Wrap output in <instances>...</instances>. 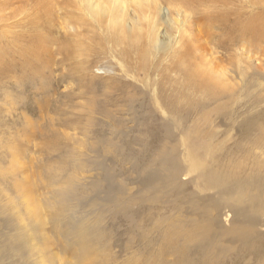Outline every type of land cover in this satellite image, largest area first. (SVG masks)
Returning a JSON list of instances; mask_svg holds the SVG:
<instances>
[{
    "label": "rangeland",
    "instance_id": "obj_1",
    "mask_svg": "<svg viewBox=\"0 0 264 264\" xmlns=\"http://www.w3.org/2000/svg\"><path fill=\"white\" fill-rule=\"evenodd\" d=\"M263 29L264 0H0V264H264Z\"/></svg>",
    "mask_w": 264,
    "mask_h": 264
},
{
    "label": "bare ground",
    "instance_id": "obj_2",
    "mask_svg": "<svg viewBox=\"0 0 264 264\" xmlns=\"http://www.w3.org/2000/svg\"><path fill=\"white\" fill-rule=\"evenodd\" d=\"M222 1V0H221ZM261 32H264V29L263 30H258V31H256V30H253V31H246V34H250L252 37H256L258 34H260ZM80 41H78V40H76L75 42H74V44H72V43H69V42H67L66 43V45H65V47H64V51L65 50H68L67 51V56L68 57H71V58H74V57H78L79 55H81L80 53H76L77 51H79L80 50ZM75 51V52H74ZM76 54H77V56H76ZM38 207V206H37ZM1 250L2 249H0V252H1Z\"/></svg>",
    "mask_w": 264,
    "mask_h": 264
}]
</instances>
